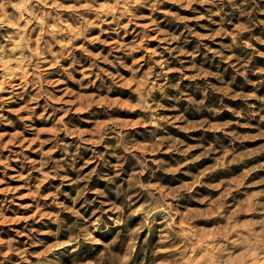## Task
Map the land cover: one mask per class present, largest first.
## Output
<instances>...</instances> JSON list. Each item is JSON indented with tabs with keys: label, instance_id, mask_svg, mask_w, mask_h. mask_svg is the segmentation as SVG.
<instances>
[{
	"label": "rangeland",
	"instance_id": "rangeland-1",
	"mask_svg": "<svg viewBox=\"0 0 264 264\" xmlns=\"http://www.w3.org/2000/svg\"><path fill=\"white\" fill-rule=\"evenodd\" d=\"M183 262L264 264V0H0V264Z\"/></svg>",
	"mask_w": 264,
	"mask_h": 264
},
{
	"label": "bare ground",
	"instance_id": "bare-ground-1",
	"mask_svg": "<svg viewBox=\"0 0 264 264\" xmlns=\"http://www.w3.org/2000/svg\"><path fill=\"white\" fill-rule=\"evenodd\" d=\"M2 89V88H1ZM172 239V238H171ZM170 240V239H169ZM183 245V244H182ZM181 248V247H180ZM201 248V247H200ZM186 249H187V247H186ZM196 249V248H195ZM159 251V250H158ZM165 252H166V250H164ZM195 251V250H194ZM196 252V251H195ZM192 257V255L190 256V258ZM179 258V257H178ZM177 259V258H176ZM190 260V259H189ZM191 261V260H190ZM195 261V260H194ZM160 263V262H159ZM158 263V264H159ZM171 263V262H170ZM184 263V262H183ZM186 263H188V262H186ZM120 264V263H119ZM185 264V263H184ZM195 264V263H194Z\"/></svg>",
	"mask_w": 264,
	"mask_h": 264
}]
</instances>
